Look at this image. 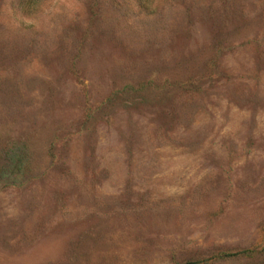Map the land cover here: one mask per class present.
Returning a JSON list of instances; mask_svg holds the SVG:
<instances>
[{"label":"rangeland","instance_id":"1","mask_svg":"<svg viewBox=\"0 0 264 264\" xmlns=\"http://www.w3.org/2000/svg\"><path fill=\"white\" fill-rule=\"evenodd\" d=\"M19 1L0 0V264H264V0Z\"/></svg>","mask_w":264,"mask_h":264},{"label":"trees","instance_id":"2","mask_svg":"<svg viewBox=\"0 0 264 264\" xmlns=\"http://www.w3.org/2000/svg\"><path fill=\"white\" fill-rule=\"evenodd\" d=\"M44 0H20L18 4V10L21 14L25 16H31L33 15L41 2ZM128 5L132 6L133 11H135V15H143V16H148L154 13L155 11V0H125ZM144 86H140L139 90H145L143 88ZM146 88H149L146 87ZM116 95V94H115ZM113 95V96H115ZM9 159L6 161V170H9L11 173L14 171H20L23 166V160L20 159L19 157L14 158V153H10ZM251 254H255L254 251H241L238 253H218L215 254L212 258L213 260H222V259H229V258H236L238 256H246L250 257ZM208 260L207 259H202V260H197V261H192V262H185L183 264H207Z\"/></svg>","mask_w":264,"mask_h":264}]
</instances>
